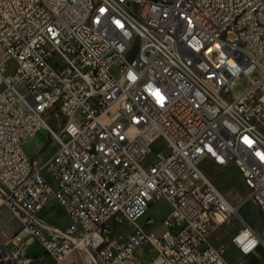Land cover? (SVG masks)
<instances>
[{
	"label": "built area",
	"instance_id": "obj_1",
	"mask_svg": "<svg viewBox=\"0 0 264 264\" xmlns=\"http://www.w3.org/2000/svg\"><path fill=\"white\" fill-rule=\"evenodd\" d=\"M41 127L43 165L23 149ZM207 159L264 218V0H0V207L21 221L0 264H33L34 242L52 264H233L210 233L239 206ZM159 198L161 232L139 221ZM55 202L65 228L41 216ZM231 242L264 237L244 222Z\"/></svg>",
	"mask_w": 264,
	"mask_h": 264
},
{
	"label": "rangeland",
	"instance_id": "obj_2",
	"mask_svg": "<svg viewBox=\"0 0 264 264\" xmlns=\"http://www.w3.org/2000/svg\"><path fill=\"white\" fill-rule=\"evenodd\" d=\"M11 65H13V62ZM248 81V76L242 77L237 82L235 89L244 90L248 85ZM49 121L51 124H54L52 118ZM159 143L157 141L153 145L154 150L148 157V160L155 158ZM55 148L56 146L52 143L50 131L46 127H41L33 137L27 139L23 144L25 152L30 157L36 158L41 165L50 158ZM201 168L229 200L239 206V212L236 216L231 217L228 221L217 225L211 230L210 241L214 244H224L227 247V258L233 264H264V245H261L252 254L243 255L238 252L231 242L232 236L243 226L244 222L253 226L264 237V218L258 206L249 198L248 189L242 175L234 165L220 168L209 159L202 162ZM43 170L49 183L55 187V180L52 177V173L48 170V167L45 166ZM170 211L171 204L169 201L165 198H159L149 206L146 214L139 221L145 223L147 218L151 217L156 222L154 229L157 232H161L163 230L162 220ZM41 216L61 228H65L68 225L63 208L56 202L47 207L41 213ZM20 228L21 221L14 212L7 207H0V247L7 245L13 234L20 230ZM128 231L129 229L122 231L121 236L125 238L128 235ZM119 235L114 232L112 237L116 236L118 238ZM142 257L145 259L150 257L148 249ZM35 259L33 264L47 263V259L41 260L38 257Z\"/></svg>",
	"mask_w": 264,
	"mask_h": 264
},
{
	"label": "crops",
	"instance_id": "obj_3",
	"mask_svg": "<svg viewBox=\"0 0 264 264\" xmlns=\"http://www.w3.org/2000/svg\"><path fill=\"white\" fill-rule=\"evenodd\" d=\"M32 244H34V245H32ZM32 244L28 247L27 254H29L31 256H35L36 258L38 257L41 260L47 259V263L46 264H52L53 263V259L49 255L44 253L43 247L38 242H34ZM138 252H139V255H140V257H141V259L143 261H145V262L149 261V258L145 259V258L142 257V255L145 254V251L143 249H140Z\"/></svg>",
	"mask_w": 264,
	"mask_h": 264
},
{
	"label": "snow or ice",
	"instance_id": "obj_4",
	"mask_svg": "<svg viewBox=\"0 0 264 264\" xmlns=\"http://www.w3.org/2000/svg\"><path fill=\"white\" fill-rule=\"evenodd\" d=\"M162 99V98H161Z\"/></svg>",
	"mask_w": 264,
	"mask_h": 264
}]
</instances>
